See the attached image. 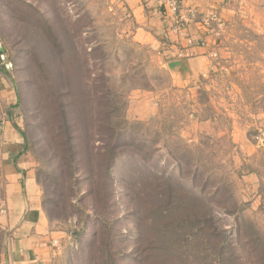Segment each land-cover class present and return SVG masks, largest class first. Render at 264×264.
I'll use <instances>...</instances> for the list:
<instances>
[{
	"label": "rangeland",
	"instance_id": "obj_1",
	"mask_svg": "<svg viewBox=\"0 0 264 264\" xmlns=\"http://www.w3.org/2000/svg\"><path fill=\"white\" fill-rule=\"evenodd\" d=\"M46 26L59 38L65 27L83 54L86 68L77 63L75 73L89 90L94 82L98 85L95 90L102 97L100 105L91 99L92 110L103 111L102 120L113 128L104 131L103 140L121 129L111 170L115 194L107 202L103 240L96 203L86 195L91 183L85 164L76 161L74 175L66 168L63 178H56L58 164L32 81L35 71L28 70H54L46 61L52 39ZM131 31L108 0H0V39L13 62L11 73L0 74L11 89L7 95L0 90V213L5 199L1 154L5 132L13 130L34 160L41 195L46 183L61 203L50 219L68 237L58 240L63 248L58 264L108 259L136 264L140 237L149 233L141 244L149 246L152 239L161 244L157 230L142 227L132 201L137 180L128 177L130 169L147 174L145 190L158 191L155 180L163 176L183 200L189 194L203 195L236 249L235 263L264 264V0H230V12L210 38L213 71L196 86L174 79L153 46L137 43ZM28 59L34 64L27 69ZM93 132L88 149L95 152L100 146L107 153L110 145H101ZM105 159L97 178L101 191L106 188ZM70 202L75 206L68 213ZM7 237L0 223V259ZM89 239L99 248L107 241L110 255L103 258L97 251L91 258Z\"/></svg>",
	"mask_w": 264,
	"mask_h": 264
},
{
	"label": "trees",
	"instance_id": "obj_2",
	"mask_svg": "<svg viewBox=\"0 0 264 264\" xmlns=\"http://www.w3.org/2000/svg\"><path fill=\"white\" fill-rule=\"evenodd\" d=\"M46 28L49 36L52 37L50 47L46 48L48 59L46 61L54 70L29 68L28 64H34L33 60L29 63V59L26 68H29V71H35L32 81L35 93L38 95V107L44 119V131L49 137L50 147L54 151L53 155L58 164L56 178H63L66 168L70 170L71 175H74L76 161L77 164H85L83 165L84 170L91 183L86 195L93 197L96 203L94 212L97 215L99 236L103 240V233L107 237L106 209L110 206L107 202L115 194L111 170L115 156L120 150L121 129L114 130L111 134L112 137L110 136L111 138L109 137L107 142L103 140L107 138L104 131L113 130V128L102 120L103 111L92 110V105H100L102 97L99 90H95L98 85L94 82L93 90H89L81 74L77 76L75 73L74 66L77 67V63L86 68L82 52L77 51L75 44L67 35L65 27L60 38L53 35L51 26H46ZM70 52H77L78 58H69ZM64 62L66 63L64 64ZM34 66H37L36 62ZM36 68L38 69L37 73ZM81 70L85 72L80 68ZM1 73L9 74L11 71L0 67ZM93 98L96 100L94 104L91 100ZM93 131L98 136L95 140L100 141L101 145H110L107 153L100 146L95 152L88 149L89 142L94 139ZM22 150L27 151L28 148L24 145ZM104 158H106L103 172L104 178H106V188L101 191L97 186V178L101 174ZM128 174L131 180H137V184H133L135 190H133L132 201L135 209L141 214L142 227L149 229L153 227L154 231L157 230L158 235L163 237L161 244L152 239L153 243H150L149 246L147 243L141 244L149 233L140 237L136 264H236V249L230 238L227 237L225 230L220 228L219 218L216 217L212 207L205 202L203 195L189 194V197L183 200L171 185L170 179L163 176L158 177L159 180L155 178L157 185L155 183L154 186H159V190L148 191L143 188V184L148 179L146 173L130 169ZM42 186V205L47 217L51 219L54 207L60 208L61 203L49 194L46 183ZM74 206L75 204L72 202L68 204V213L72 212L71 207ZM4 235L5 232L1 237ZM103 242V248H99L97 245L95 247V240H87L86 246L89 248L91 258H94L97 251L102 257L104 256L103 258L110 255L109 243ZM2 245L4 249L5 246ZM107 262L112 264L110 259ZM107 262L102 260L101 264H107Z\"/></svg>",
	"mask_w": 264,
	"mask_h": 264
},
{
	"label": "crops",
	"instance_id": "obj_3",
	"mask_svg": "<svg viewBox=\"0 0 264 264\" xmlns=\"http://www.w3.org/2000/svg\"><path fill=\"white\" fill-rule=\"evenodd\" d=\"M108 1L131 25L133 39L153 46L174 79L196 86L213 71L215 48L210 38L230 12V0H178L176 14L165 10L159 0ZM0 90L6 95L11 92L2 76ZM20 139L17 132L6 130L1 154L5 199L0 223L8 237L0 264H58L63 248L55 247L53 241H64L66 235L47 217L34 160L22 150Z\"/></svg>",
	"mask_w": 264,
	"mask_h": 264
},
{
	"label": "built area",
	"instance_id": "obj_4",
	"mask_svg": "<svg viewBox=\"0 0 264 264\" xmlns=\"http://www.w3.org/2000/svg\"><path fill=\"white\" fill-rule=\"evenodd\" d=\"M160 3L163 5L165 10L171 12L172 14H176L178 11V0H159ZM214 18L211 17V19ZM0 67H3L7 71H11L13 69V62L8 58V54L5 50L4 44L0 39ZM53 245L55 247L60 248V244L58 240L53 241Z\"/></svg>",
	"mask_w": 264,
	"mask_h": 264
}]
</instances>
